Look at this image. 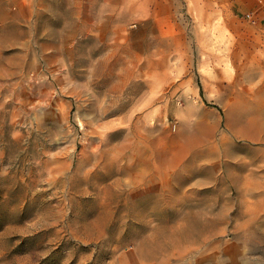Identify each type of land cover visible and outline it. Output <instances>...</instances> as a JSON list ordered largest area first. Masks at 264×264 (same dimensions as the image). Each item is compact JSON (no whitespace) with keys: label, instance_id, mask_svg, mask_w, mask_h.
<instances>
[{"label":"rangeland","instance_id":"rangeland-1","mask_svg":"<svg viewBox=\"0 0 264 264\" xmlns=\"http://www.w3.org/2000/svg\"><path fill=\"white\" fill-rule=\"evenodd\" d=\"M0 0V264H264V0Z\"/></svg>","mask_w":264,"mask_h":264},{"label":"bare ground","instance_id":"bare-ground-1","mask_svg":"<svg viewBox=\"0 0 264 264\" xmlns=\"http://www.w3.org/2000/svg\"><path fill=\"white\" fill-rule=\"evenodd\" d=\"M234 126L236 130L245 137L257 140L264 139V129H262L260 123L256 124L254 121L248 119L239 123L234 121Z\"/></svg>","mask_w":264,"mask_h":264},{"label":"crops","instance_id":"crops-1","mask_svg":"<svg viewBox=\"0 0 264 264\" xmlns=\"http://www.w3.org/2000/svg\"><path fill=\"white\" fill-rule=\"evenodd\" d=\"M261 4L259 3V0H252V8L260 7Z\"/></svg>","mask_w":264,"mask_h":264}]
</instances>
